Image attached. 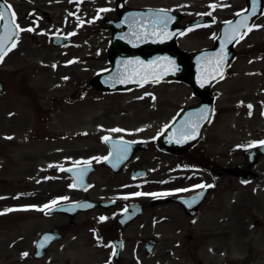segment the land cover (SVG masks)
<instances>
[{
	"label": "flooded vegetation",
	"instance_id": "af4514ba",
	"mask_svg": "<svg viewBox=\"0 0 264 264\" xmlns=\"http://www.w3.org/2000/svg\"><path fill=\"white\" fill-rule=\"evenodd\" d=\"M8 1L16 19L21 4L28 7L26 14L38 17L41 13L47 21V11L63 8L60 20L64 29L60 32L57 27L55 31L70 39L58 48L94 50L93 36L96 32L103 36V65L96 72L72 76L73 81L70 76L66 83L59 76L54 83L55 89L66 84L67 90L68 86L73 90L67 100L80 98L81 103L70 108V113L75 115L76 108L77 115L86 113V124L85 115L76 121L79 127L72 123L71 116L63 118L61 109L48 108L54 111L49 114L58 115L57 120L63 118L60 128L67 125L81 131L77 134L79 140L56 138L48 145L45 133H41L47 127L48 109L41 107L43 98L24 88L14 91L15 99L8 101L7 112L0 115V201L5 208L2 218L15 219L16 210L23 212V218L30 217V179L63 180L55 198L62 197L66 185H73L74 177L78 178L85 161L89 164L82 179L88 181L87 188L72 187L71 200L57 203L82 199L102 202L75 212L48 213L44 209L43 218L52 221L44 231L56 230L59 236L45 248L44 258L56 251L55 258H63V264H75L73 260L79 255L88 264H127V260L143 264V260L155 257H173V244L180 240H174L178 233L186 234V243L195 242V249L203 248L200 253L186 255L204 256L205 241L218 242L227 237L223 225L235 231L236 227H264V221L259 219L264 217V124L255 123L256 118H264V0ZM249 9L250 13L240 20ZM176 31L179 34L175 37ZM172 44L183 51L207 52L197 64L202 83L199 87L174 77L157 82L150 78L142 86L126 85L134 78L128 75L129 67H140L143 62L147 67L165 64ZM158 52L161 58L153 63L151 58ZM221 55L220 68L226 65V69L218 75L216 67ZM79 61L85 66L84 60ZM135 61L141 63H130ZM19 62H12L10 80L16 78ZM100 71L108 72L103 78L105 84L96 76ZM146 86H154L153 91L140 104L150 105L155 100L156 106L123 114V120L135 124L110 125L115 114L103 116L107 119L104 127L120 130L112 135L119 140L105 141L107 135L88 139L85 132L95 124L94 114L104 109L96 108L98 101H103L107 110L106 100H117ZM61 98L48 97L55 101ZM121 106L122 102L118 103ZM185 109L190 112L177 125L184 133L176 135L174 122ZM202 113L206 118H201ZM169 126L171 132L164 138ZM193 130L195 135L198 130L201 133L192 142L188 133ZM14 178L23 183L20 190H15ZM201 184L206 187H197ZM138 192L142 195H135ZM198 193L191 204L177 199ZM38 194V204H44L46 194ZM101 217L105 219L101 221ZM196 227L201 234L192 237L191 230ZM207 228L211 232L207 233ZM35 240L22 246L23 251H17L21 242H9L13 251L7 258L17 254V258L30 259ZM254 251L250 245L249 253ZM93 258L99 261L91 263Z\"/></svg>",
	"mask_w": 264,
	"mask_h": 264
},
{
	"label": "rangeland",
	"instance_id": "374dc122",
	"mask_svg": "<svg viewBox=\"0 0 264 264\" xmlns=\"http://www.w3.org/2000/svg\"><path fill=\"white\" fill-rule=\"evenodd\" d=\"M32 5V3H30ZM64 7V5L62 6ZM27 8L24 4L20 5L19 18L16 19V23L20 29L33 28L34 30L29 31H20L14 47H11V50L7 52V55L3 57V60L0 61V82L4 87L3 93H0V115H3L7 112L6 103L10 99H15L14 91L19 89H25L26 91H32L35 97H41V107L43 108H58L61 109L63 118H69L71 116L72 123H75L78 119L83 117L86 113H79L77 115V108L75 110V115H72L71 109L79 105L80 98H75L72 101L67 100L66 96L69 95V92L73 91L72 89L68 90L66 84L62 88L55 89L54 83L58 81L59 76H63V81L66 78L73 81L72 76L74 77H84L87 74L96 72L103 65L102 58V44L103 36L95 33L93 36L94 50H74L73 48H57L51 45L50 41L47 43V39L51 37L56 31V28L59 27V31L62 32L64 29L61 25L62 12L63 8H54L47 11V15L50 17L47 21L44 19L43 15L39 13L36 17L33 14H26ZM49 13H52L53 16H50ZM82 19V18H81ZM69 21H74V19H69ZM86 22V20L84 19ZM96 27V26H95ZM78 30L79 28H75ZM74 29L72 32H76ZM64 32V31H63ZM89 56L92 58V62L88 59ZM84 60V65L81 66L79 60ZM20 60L17 63L16 69L18 73L16 78L13 80L11 78V69L14 66L12 65L13 61ZM41 64L40 66H38ZM20 65L25 67L21 68ZM48 65V66H47ZM28 67V68H27ZM59 73L57 72V69ZM54 74H52L51 72ZM20 81H23V84L20 85ZM62 81V82H63ZM154 86H146L143 88L135 89L130 93H127L124 96L117 97L116 99L106 100L108 103L104 106L103 101H98L96 108L103 107L100 109L97 114H94V122L96 126L89 127V137L88 139L94 140L100 135L107 134L110 131L104 130L100 124L106 125L107 119L103 118L104 115L115 114L114 120H109L110 125L119 124V125H132L135 124V121L123 120V116L132 113L133 110L138 108H148L155 107V100L147 105L140 104L144 98L150 95L153 91ZM45 89V90H44ZM158 89H161L159 87ZM46 93L50 98L52 96L62 97V101H55L48 99L47 96L41 95ZM4 102V104H2ZM122 102V106L119 108L118 103ZM101 106H98V105ZM135 106V107H134ZM119 108V109H117ZM117 109V111H116ZM149 109V108H148ZM124 110V113L122 112ZM50 109L47 110V119L45 133L47 144L51 140L56 138L66 140L64 135L75 137L80 139L81 137H76L73 134L76 133V129L73 126L63 125L59 127L61 120H57L55 114H49ZM52 111L51 113H53ZM44 114V113H43ZM124 114V115H123ZM5 116V115H4ZM87 116H84V124H86L85 119ZM75 126L81 127L79 123L76 122ZM116 133V132H113ZM61 137V138H59ZM36 166V165H35ZM63 185V180L47 178L46 180L30 179L29 187L31 190V201H38V191L45 193L47 195L46 202L44 204H36L35 208H31L30 217L23 218L20 215H15V219L8 217L7 219L2 218L3 209L2 202L0 201V264H63V258H55L56 251L51 252L46 259L36 261L33 259L17 258V254L13 258H7L9 253L13 250L9 248V242H21L20 249L22 246H26L28 242L31 243L38 235V233L45 228H48L52 221L45 220L42 216L43 211L38 209H43L44 205L51 204V201L54 199L57 189L61 188ZM14 187L15 190H20L23 187V183L20 184L19 181L14 178ZM2 185L0 184V189ZM34 191V192H33ZM19 211H15V214ZM39 213V216H38ZM223 230L227 232L228 236L225 239L219 240V243L215 241H205V255L195 256L193 254L186 255V252L190 253H200L203 249L202 247L195 249V242L186 243L184 238L186 237L185 233L180 234V240L175 243L174 255L173 257L160 258L155 257L148 260H143L145 264H264V228H247V227H238L236 232L234 228L227 227L223 225ZM211 232L210 228H207V233ZM201 234L200 228L196 227L191 230V236H198ZM12 236V237H11ZM237 238V239H236ZM24 239V242H23ZM214 240V239H210ZM250 245H253L255 248L254 253L251 255ZM166 247V245H164ZM219 247L221 249H219ZM23 251V249L21 250ZM80 252L83 250L80 249ZM156 256H160L156 254ZM61 260V263H60ZM77 261V262H76ZM73 262L75 264H88L86 258H82L81 255ZM99 260L93 258L90 262H98ZM127 264H130V261L127 260ZM143 262V264H144Z\"/></svg>",
	"mask_w": 264,
	"mask_h": 264
},
{
	"label": "water",
	"instance_id": "95a60500",
	"mask_svg": "<svg viewBox=\"0 0 264 264\" xmlns=\"http://www.w3.org/2000/svg\"><path fill=\"white\" fill-rule=\"evenodd\" d=\"M0 4L6 5V2L4 0H0ZM14 32V26L8 22V21H0V41H3V47L7 48L14 40L16 35H13ZM8 36H11V39H7ZM59 38V37H57ZM169 59L173 63L171 65L167 63H163L159 65L158 67L153 68L151 71L155 72L157 75L160 76L161 72H165V77H167V70H171V75L174 74L175 77L181 78V77H189L191 78L192 75V69L195 65L198 64L197 60L199 59L200 53H182L174 49L172 46L170 47L169 51ZM161 58V53L158 52L154 55V59ZM196 60V61H195ZM133 66V70H129V72H133L136 69ZM141 68V67H140ZM143 68H141L142 70ZM103 74V73H102ZM101 74V75H102ZM104 75V74H103ZM102 75V76H103ZM136 75V74H134ZM192 79V78H191ZM133 84H136L135 81L127 82V86H131ZM46 236L43 235L42 237Z\"/></svg>",
	"mask_w": 264,
	"mask_h": 264
},
{
	"label": "snow or ice",
	"instance_id": "6c2138e0",
	"mask_svg": "<svg viewBox=\"0 0 264 264\" xmlns=\"http://www.w3.org/2000/svg\"><path fill=\"white\" fill-rule=\"evenodd\" d=\"M211 7V6H210ZM102 11H105V10H102ZM0 21H8L10 22L13 26H14V32H13V35H16L18 34L20 31H33L34 29L33 28H27V29H20L18 25L15 24V13L12 12L11 10V6H6V5H3V4H0ZM240 26H244L243 24H241ZM250 30V29H249ZM235 31L236 29H233V37H234V34H235ZM7 39H11V36H8ZM15 45H11V47H14ZM11 47L9 48H4L3 47V41H0V61L3 60V57L5 55H7V52L11 50ZM223 52V50H222ZM222 59H223V56L221 55V57L218 59L217 61V67H216V71L219 72L220 70V64L222 62ZM167 64L171 65L173 62L171 60H167V58H165ZM130 63H136V64H140L141 62L140 61H135V62H130ZM153 63H156L155 61ZM222 75V73H221ZM151 78V82H157L161 77L159 75H157L155 72H152V73H144V75L142 76V83H146V82H149V79ZM138 82H141V81H138ZM142 83H141V86H142ZM249 108H251V105H249ZM201 118H206V116L202 113L201 115ZM112 131H120L119 129H113ZM188 135H190L192 138L195 137V130H193L191 133H188ZM105 141L108 140V137H104L103 138ZM261 143H264V142H261ZM123 158V156L121 157V159ZM84 163V168L80 169L78 171V178L82 179L86 170H87V166L89 164V162L85 161L83 162ZM77 164L79 165L80 162H77ZM61 171H65V169H61ZM67 171L71 172L72 169H67ZM76 185L73 184L72 187H75ZM197 187L199 188H205L206 186L201 184V185H198ZM207 187H211V185H208ZM135 195L139 196V195H142L141 193H136ZM153 195H156V196H159L161 194H153ZM125 199H127V197H125ZM57 203V201H52L50 205H44V209H48V211H52L53 210V205H55ZM86 207H91V205H85ZM44 209H38V210H41L43 211ZM9 211H12V209H9ZM101 221H103L105 218L104 217H101L100 218Z\"/></svg>",
	"mask_w": 264,
	"mask_h": 264
}]
</instances>
